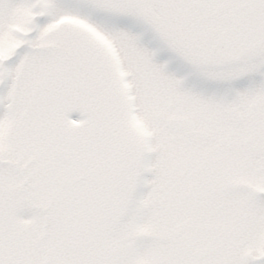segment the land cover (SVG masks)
Segmentation results:
<instances>
[{
  "label": "snow or ice",
  "instance_id": "6c2138e0",
  "mask_svg": "<svg viewBox=\"0 0 264 264\" xmlns=\"http://www.w3.org/2000/svg\"><path fill=\"white\" fill-rule=\"evenodd\" d=\"M0 264H264V0H0Z\"/></svg>",
  "mask_w": 264,
  "mask_h": 264
}]
</instances>
